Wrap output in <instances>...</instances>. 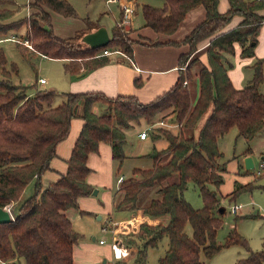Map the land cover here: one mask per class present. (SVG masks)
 Listing matches in <instances>:
<instances>
[{
  "label": "trees",
  "instance_id": "16d2710c",
  "mask_svg": "<svg viewBox=\"0 0 264 264\" xmlns=\"http://www.w3.org/2000/svg\"><path fill=\"white\" fill-rule=\"evenodd\" d=\"M219 0H164L161 6L142 5L144 25L156 32H174L187 11L203 5L205 16L191 31L179 40L189 47L179 56L185 63L186 57L198 50L197 44L208 38L204 51L208 65L201 64L196 72L198 93L190 96L188 81L190 64L185 66L173 86L148 102H140L133 95L119 94L114 97L100 91L62 92V100L55 101L53 89L22 86L9 80L10 72L4 68L7 62L0 48V207L16 202L12 219L0 223V260L24 264H73V245L80 233L72 227L70 219L63 212L78 208L80 195L89 194L92 186L86 177L90 171L88 154L95 151L99 142L111 145L112 158L121 162L125 133L123 127L128 121L140 116H151L155 111L172 106L176 119L182 128L190 129L177 134L163 129L167 145L161 149L153 147L145 155L152 159L147 168L133 167L132 176L124 178L116 190L117 209L140 207L149 217H164L166 221L139 225L141 245L137 249L133 264H146L147 247L156 246L167 236L168 244L158 264H205L201 256L211 258L224 247L239 244L249 252L236 264H261L264 248L252 250L247 239L235 227L222 243L216 241L217 229L223 220L219 212L220 199L216 189L223 181L224 162L219 158L217 138L236 126L238 134L247 141L264 127V94L258 85L264 81V57L252 64L253 76L243 88H235L227 74L231 64L226 54L234 52V43L241 46V56H252L257 42L260 25L264 21L263 0H228V8L220 12ZM35 9L28 16L13 19L15 10L0 7V34L24 27L22 40H27L31 49L50 58L68 59L64 65L67 72H77L81 63L94 67L107 61L97 57L95 52L102 47L118 45L122 51L131 52L134 39L128 36L130 29L115 24L108 43L90 47L81 37L90 29L77 30L73 35L61 37L53 32L49 11L63 15H74L75 10L67 0H32ZM242 15L240 23L226 31L220 30L233 15ZM155 44L160 42H154ZM153 43V44H154ZM164 43H177L167 41ZM17 46L26 50L19 41ZM75 64H77L75 66ZM16 66L12 63L11 67ZM187 84H183V79ZM195 101L193 102V100ZM105 105L106 111L95 113L96 103ZM203 125L196 134L199 118L208 110ZM83 120L81 129L67 159L66 171L54 182L43 187L41 176L49 168L56 153V145L64 139L70 129L73 117ZM247 147L244 154L250 153ZM138 175V176H136ZM34 180V191L21 198L26 185ZM188 181H193L202 198V207L195 208L183 197ZM250 188L248 183L238 184L231 192L239 193ZM148 190L150 192H148ZM118 197L120 199H118ZM115 200V199H114ZM191 226V234L184 230Z\"/></svg>",
  "mask_w": 264,
  "mask_h": 264
},
{
  "label": "rangeland",
  "instance_id": "374dc122",
  "mask_svg": "<svg viewBox=\"0 0 264 264\" xmlns=\"http://www.w3.org/2000/svg\"><path fill=\"white\" fill-rule=\"evenodd\" d=\"M28 1L29 0H0V7H13L16 9L14 12V18L24 17L28 11ZM67 1L75 10V19L72 20H81V23H85L86 20L84 21V18H89L88 22L90 21L89 23H91V25L95 26L99 23L100 25L105 26L110 33V36L113 26L115 24L119 25L117 22L119 16L118 2L107 3L105 0ZM135 1V4L137 2L138 4H136L137 6L134 11V27L128 33V36L130 34V36L135 39L134 43L142 39L140 36V33L142 32L138 31V29L140 30V28H142L141 23L143 22L141 17V5L147 3L154 6H161L163 3L162 0ZM55 23V26L57 27V22L55 21ZM128 25H125V28ZM126 29H129V27ZM23 32L24 27L22 26L17 30H9L5 34H0V38H14L0 41V48L7 60L4 68L8 69L10 72L9 80L13 84H20L22 86L35 85V87L27 89L30 92L34 91L35 88L40 87L44 89H53L57 92L55 101L62 100L63 95L61 93L70 91L67 89V86L69 85L68 72L64 71L63 62L58 58L40 56L31 51V47L27 46L25 43H21L23 46L21 48L25 47L27 49H19L17 46V40H22ZM202 41L205 45L208 44L207 39ZM201 42L197 45L198 50L200 49L199 44ZM106 49L109 51L114 49L122 51L120 46L112 45L110 47H102L95 53L101 54V52ZM204 49L205 47L186 57L184 63L185 66L190 64L188 72L192 80L188 81V88L192 98H195L194 96L197 95V87L195 86V81L197 79L196 72L202 64L200 57L202 60H205L204 55L201 56ZM99 58L101 57L99 56ZM230 60L233 62V57ZM12 63L16 66V71L14 66L11 67ZM1 69L2 66H0V78L4 77ZM42 77L47 79V83L42 84L39 82V78ZM194 101L195 99L193 102ZM95 105L98 107L97 112H95L92 107V110L95 113H101L107 110L105 105L101 102L96 103ZM203 119L204 115L199 118L195 126L194 132L196 134L198 133V128ZM75 120L78 122L77 119ZM181 128L182 125L177 121L176 112L173 111V107L171 105L166 106L160 108L159 111H155L151 116H140L136 119H131L128 121V126L122 128L125 133L123 151L125 154L128 153L129 156H126L121 162L112 159L109 151L108 154L105 155V150L102 151L100 149L99 152L101 154V159L90 166L88 176L89 184L93 187L92 191L96 189V193L93 194L91 191L87 196L91 198L90 204L100 206L101 211L96 210V212L92 209L88 210L86 213H82L83 215L74 221L73 228L81 231V236L75 243L73 250V258L78 262L76 264H133L137 249L139 245H141L138 236L140 232L139 225L142 222H149L140 220L138 216L136 217L132 215L131 217L132 212H135L136 215H139V213L144 214L140 207L130 210L125 208V211L127 212H121L124 210L117 209L116 198L114 200V193L117 188V177L119 175H124L126 176L125 178L130 177L133 175V167L138 166L146 168L150 165V157L144 155L139 157L130 156V152L133 149H138L141 153L149 152L153 147L161 149L168 143L166 138H164L163 129L169 130L173 134H177ZM143 130H145L148 135L146 139L141 140L139 138V133ZM182 130L184 133L190 132L188 131L190 129L187 130L182 128ZM69 136L72 138L73 133L71 132ZM219 147L223 151L219 160L220 162H224L226 169L222 171L223 181L216 189L217 197L220 199V207L224 208V213L220 214L223 223L217 229L216 241L222 243L231 229L235 227L237 232L247 239L248 245L252 250H260L264 248V166H260L262 156L264 155V127L261 128L250 141H247L238 134L237 127L233 126L228 130L224 137L220 139ZM247 147L251 148L250 156L254 163V166L248 171H246L244 166L238 165L236 164V161H234V157H239L241 151ZM246 183L250 185V188L231 196V192L236 185ZM98 190L99 193H97ZM33 191L34 180L24 188L21 198L29 196ZM148 192L150 191L148 190ZM101 196H103V200L100 198ZM183 197L195 208L202 207L203 205L198 188L193 181L187 182L186 188L183 191ZM118 199L120 198L118 197ZM234 203L242 204L238 214H233L229 210L230 205ZM109 213L113 216V219L116 222L127 219L125 217H131H129V221L122 222V226L116 225L118 228L114 231L113 237L112 231L110 230V224L113 221L110 222L111 220L108 218ZM164 218L166 221L165 216ZM104 226L106 227L104 228ZM184 230L187 234H191V226L189 223L185 225ZM93 237H95V240H93ZM100 238L104 240L103 243L98 242ZM113 238L118 239L122 245L127 246L129 249V254L123 259H115L113 257L111 248ZM167 244L168 238L167 236H164L158 241L156 246L147 247L144 259L146 264H158V258L163 255L167 248ZM248 253L249 252L244 246L234 244L222 248L211 258H205L204 256H201V258L205 264H236L237 259L246 257ZM19 262L20 264H24L22 259H20ZM0 264L3 263L0 261ZM262 264H264V261Z\"/></svg>",
  "mask_w": 264,
  "mask_h": 264
},
{
  "label": "crops",
  "instance_id": "0c3cea01",
  "mask_svg": "<svg viewBox=\"0 0 264 264\" xmlns=\"http://www.w3.org/2000/svg\"><path fill=\"white\" fill-rule=\"evenodd\" d=\"M31 1L32 0L28 1V11L26 12L25 16H28L31 12L35 11V9L30 6ZM163 1L164 0H162V2ZM134 2L136 1L134 0ZM136 4H138V2ZM144 4H147V3H144ZM142 5H141V15H142L141 17L143 19V22L141 23L142 28H140V30L138 29V31L142 32L140 33V36L142 37V39L138 40V42L136 43H134L135 41L134 39L133 43L131 44L132 46L131 52L126 53L122 51L128 56H130L133 62H130L127 59V57L123 56L119 52H114L109 55H101V57H106L107 61L103 64H100L94 67H87L86 64H84V62H87L91 58H88V59L86 58L85 60L77 61V63H81V66L77 72H73V73L68 72L69 85L67 86V89H69L71 92L100 91L110 97H114L119 94L133 95L140 102H148L152 100L153 98H155L156 96L164 93L166 90H168L171 86L175 84V82L180 76V73H182L183 71L185 72V67H184L185 65L179 62V56L182 53H186L189 49L186 43H183L179 40L183 39L184 36L187 35L196 24L202 21V19L205 16V8L203 5H198L190 9L189 11H187L184 18L180 22L178 28L174 32L167 34V33H162V32H156L152 28L144 25ZM228 6H229L228 0H220V2L218 1L217 8L220 12L225 11L228 8ZM11 9H14V8L11 7ZM46 9L50 13L53 32L58 36H61V37L71 36L77 30L86 29L88 25L86 21H88L89 18H84V21L86 20L85 23H81V20H72V19H75L74 17L75 14L74 15H63L56 11L50 10L49 8H46ZM261 13H264V10H262ZM121 16H122V13L119 7V16H118L117 22L118 20H120ZM12 18L15 19L14 15ZM134 18H135V14L133 13L131 17V21L128 25L130 30L134 27L133 25ZM241 20H242V15L240 14L233 15L230 21L220 30V32L229 30L237 26ZM55 21L57 22V27L55 26L56 24ZM89 24H90L89 25L90 29L88 31L94 30L98 26H101L99 23L95 26L91 25V23ZM109 36H110V33H109ZM4 39H10V38H7V37L0 38V41ZM169 40L177 41V43H164ZM207 41H208V38H207ZM154 42H160V43L155 44ZM19 43H22L21 40L19 41ZM204 45L205 44L202 41L199 44V47H200L199 50H202L206 46ZM240 52H241V46L237 42H235L234 52L232 54L225 55L226 60L231 64L230 66L227 67V74L231 80L232 85L237 89L243 88L249 83L250 79L253 76V72H254L252 64L255 62L257 58L264 57V21L262 22L258 30L257 42L254 46V54L252 56H241ZM37 54H39L40 56L46 57L43 54H40V53H37ZM202 55H204L205 60H202V58L199 55L201 62L205 65H208V59H207L206 52L203 51L201 56ZM232 57H233V62L230 60ZM60 60L63 62V67L66 63H69L68 59H60ZM76 65L77 64H75V66ZM64 71H66L65 68H64ZM43 83H47V79ZM263 85H264V81H262L258 85V89L261 93L264 94ZM195 86L197 87V93H198V79H196L195 81ZM93 110L97 112L98 110L97 105L93 106ZM209 111L210 109L204 114V119L200 123L198 130L203 125L207 115L209 114ZM75 119H77L78 122H76ZM82 123H83V120L81 117H78V118L73 117V119L71 120L70 129H69L67 136L64 139H62L60 142H58V144L56 145V153L50 160L49 168L45 170L41 176V182H42L43 187L57 180L60 177V175L66 171L67 159L69 158L71 154L72 147L78 135V131L81 129ZM71 132L73 133L72 138L69 136ZM225 134L217 138L218 149L222 153L223 151L219 147V141L222 137H224ZM144 139H141V140H144ZM100 149L102 151L105 150V155H107L109 151V154L111 155V158H112V150H111L110 143L101 141L99 142L97 149L95 151H91L88 154L87 165H89V168L95 162H98L99 159H101V154L99 152ZM244 150L241 151V155L239 157H234V161H236V164L238 165L244 166L243 158L247 155H250L251 153L250 151V153L244 154ZM146 153L148 152L141 153L138 151V149H133L130 152V156L132 157H139L141 155L146 156L145 155ZM126 156H129L128 153H126ZM151 165H152V159L148 167H150ZM135 167H138V166H135ZM248 170L249 169H246V171ZM88 176H89V173L86 177V180L89 183ZM123 177L125 178L126 176L123 175ZM118 186H119V183L117 182L116 187L118 188ZM116 190L114 194H116ZM97 193H99V190L97 191ZM87 195L88 194H84L78 197L77 199L78 208L70 207L63 211L65 215L70 219L72 227H73L74 221H76L78 217H81V215L86 213V211L91 210V209L93 211H96V210L101 211L100 206L98 205L95 206V205L90 204L91 198ZM102 197L103 196H101L100 198L103 200ZM15 203L16 202H12L10 203V205H8L10 206L9 207L10 211H12L11 206L14 207ZM121 212H127V211L124 210ZM121 214H124V213H121ZM132 215L136 217L138 216L140 220H145L151 224H155L160 221L161 222L165 221L164 217H156V218L154 217L153 218V217H149L148 215H144L142 213H139V215H136L135 212L131 213V217ZM129 217H125L127 219L123 218L124 220L116 222L114 221L113 216L110 213L108 214V218L109 220H111L110 222L113 221L110 224L111 225L110 230L112 231V237L114 235V231L118 228L117 226L119 225L122 226L121 224L122 222L129 221L130 220ZM105 227L106 226H104V228ZM74 230L77 231L78 233H81V231H78L76 229ZM93 240H95V237H93ZM74 246L75 244L73 245V250H74ZM73 250H72V256H73ZM0 261L3 264L5 263L11 264L10 262L8 263L2 260ZM76 263L78 262L73 258V264H76ZM17 264H20V262Z\"/></svg>",
  "mask_w": 264,
  "mask_h": 264
},
{
  "label": "built area",
  "instance_id": "2783aa9c",
  "mask_svg": "<svg viewBox=\"0 0 264 264\" xmlns=\"http://www.w3.org/2000/svg\"><path fill=\"white\" fill-rule=\"evenodd\" d=\"M105 1L107 3L118 2L119 7L121 9V13H122V16H121L120 20H118V24L119 25H128L130 23L131 17H132V15H133V13L135 11V8H136V4H135L134 0H105ZM7 38L14 39L13 37H7ZM22 43H25L27 46L31 47V45L27 42V40L22 41ZM114 52H119L123 56L127 57V59L130 62H133L130 56H128L127 54H125L124 52H122V51H120L118 49H114V50H111V51L106 49V50H103L101 52V54L96 53L95 56L109 55V54L114 53ZM45 81H46L45 78H43V77L39 78V82L40 83H43ZM183 84L184 85L187 84V79L186 78L183 79ZM147 135H148L147 132L145 130H143V131H141L139 133V138L140 139H144V138L147 137ZM260 166H264V155L262 156V161L260 163ZM123 179H124L123 175H119L117 177V182L120 183ZM5 207L9 209L8 206H5ZM241 207H242L241 203H234V204L230 205L229 210H230L231 213L237 214ZM11 216H12V213H11ZM99 242L103 243L104 240L100 239ZM111 248H112L113 256L116 259H120V258L122 259V258H124L125 256H127L129 254L128 247L122 245L118 239L113 238V240L111 242Z\"/></svg>",
  "mask_w": 264,
  "mask_h": 264
},
{
  "label": "water",
  "instance_id": "95a60500",
  "mask_svg": "<svg viewBox=\"0 0 264 264\" xmlns=\"http://www.w3.org/2000/svg\"><path fill=\"white\" fill-rule=\"evenodd\" d=\"M128 26H126L127 28ZM110 39L108 30L105 26H98L94 30L84 33L81 37V41L90 47L96 48L104 46L108 43ZM243 164L245 169H250L254 166L252 157L247 155L243 158ZM93 194L96 193V189L92 191ZM224 208L219 207V212H223ZM12 219L11 212L6 207H0V223L8 222Z\"/></svg>",
  "mask_w": 264,
  "mask_h": 264
}]
</instances>
